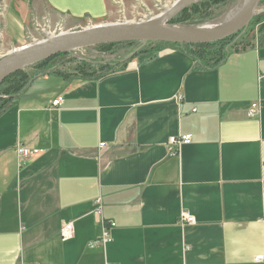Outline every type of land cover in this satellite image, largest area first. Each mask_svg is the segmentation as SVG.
Segmentation results:
<instances>
[{
	"label": "crops",
	"instance_id": "obj_1",
	"mask_svg": "<svg viewBox=\"0 0 264 264\" xmlns=\"http://www.w3.org/2000/svg\"><path fill=\"white\" fill-rule=\"evenodd\" d=\"M21 4L76 27L111 16L108 0ZM67 70L0 114V264H264V18L215 66L167 46L102 76Z\"/></svg>",
	"mask_w": 264,
	"mask_h": 264
},
{
	"label": "rangeland",
	"instance_id": "obj_2",
	"mask_svg": "<svg viewBox=\"0 0 264 264\" xmlns=\"http://www.w3.org/2000/svg\"><path fill=\"white\" fill-rule=\"evenodd\" d=\"M111 16L103 22H84L73 26L68 21L43 9V16L22 6L21 0H0V60L15 50L35 42L46 40L55 35L82 30L88 27L118 24L141 23L167 11L178 0H108ZM240 0H197L186 11L173 18L167 26L198 29L223 20L239 4ZM22 6V7H21ZM258 14L236 35L212 44L208 51L226 52L243 49L250 45L257 35V27L264 18V0L261 1ZM110 45V44H109ZM158 44L139 42L119 43L114 46H96L74 51L62 56L47 59L10 75L0 85V108L7 101L11 102L17 94L9 86L15 81H25L39 74L68 69L79 76H97L108 69L119 68L128 58L136 53L149 54L158 52ZM206 58L209 57L206 55ZM207 63V60H205ZM67 70V71H68ZM26 77V79H24Z\"/></svg>",
	"mask_w": 264,
	"mask_h": 264
},
{
	"label": "water",
	"instance_id": "obj_3",
	"mask_svg": "<svg viewBox=\"0 0 264 264\" xmlns=\"http://www.w3.org/2000/svg\"><path fill=\"white\" fill-rule=\"evenodd\" d=\"M196 1L188 0L180 4L177 1L167 11L145 22L97 25L61 33L24 46L0 60V85L10 75L27 66L83 48L133 42L143 45L165 43L179 46L221 42L239 33L253 20L258 14L257 9L262 0H250L244 13L237 21L214 31L196 32L190 28L167 26L173 18ZM244 2L245 0H240L233 11L240 9Z\"/></svg>",
	"mask_w": 264,
	"mask_h": 264
},
{
	"label": "built area",
	"instance_id": "obj_4",
	"mask_svg": "<svg viewBox=\"0 0 264 264\" xmlns=\"http://www.w3.org/2000/svg\"><path fill=\"white\" fill-rule=\"evenodd\" d=\"M83 49H85V48H83ZM78 50H81V49H78ZM78 50H74V51H78ZM74 51H72V52H74ZM53 105L54 106H60V100L54 101ZM252 108H253V111L250 114L251 117L255 116V114L258 113V111H259L258 105H253ZM191 141H192V137L189 136V135L181 136V137H172L169 140L168 146L171 148V151H172V148L174 149L176 147H179L182 144H189V143H191ZM101 148L105 149L106 145L105 144H101ZM17 152H18L20 157L26 158V159L30 158V157H34V156L40 155V154L43 153L42 150L28 149V148L23 147V146H19L18 149H17ZM180 221L183 224H193L194 223L193 217L187 212H184L181 215ZM115 226L116 225L114 223H110L108 225V227H105L104 230H103L102 237L100 239H98L97 241H95L92 246H103V245H105L110 240V230L115 228ZM60 236H61V239L63 241H69V240L73 239V237H74V226H73V223H67L66 225H64V227L62 228V230L60 232ZM263 260H264L263 257H260V258L257 259V261H263Z\"/></svg>",
	"mask_w": 264,
	"mask_h": 264
},
{
	"label": "trees",
	"instance_id": "obj_5",
	"mask_svg": "<svg viewBox=\"0 0 264 264\" xmlns=\"http://www.w3.org/2000/svg\"><path fill=\"white\" fill-rule=\"evenodd\" d=\"M207 1L209 2V0H207ZM186 10L187 9H185L184 11H186ZM150 44H158V46H157L158 51L164 49L167 46L181 47L184 50H186L188 53H190L193 56V58L197 61V63L203 68H207V67H211V66H215V65L220 64L227 57V55L230 52V50L229 51L226 50V52H222V51H220V52L208 51L207 49H209V47L212 44L191 45V46H189V45L179 46V45H172V44H165V43H150ZM213 44H215V43H213ZM114 45H116V44L103 45V46H114ZM62 55H66V54H62ZM62 55H60V56H62ZM206 55L209 57V59L206 58ZM205 60H207V63H205ZM47 61H49V60H46L45 62H47ZM124 65L119 67V68L108 69V70H106L104 72H101L97 76H102V75H106L108 73L114 72V71H116L118 69L123 68ZM24 79H26V77ZM33 79H34V77L30 78V79H26L25 81H22V80L15 81L14 82L15 86H12V85L9 86V90L10 89L14 90V93H16L17 96H18L19 94H21L23 91H25L28 88V86L30 85V83L32 82ZM13 101H11V102L7 101V103L2 105L1 108H0V114L2 112H4L13 103Z\"/></svg>",
	"mask_w": 264,
	"mask_h": 264
},
{
	"label": "bare ground",
	"instance_id": "obj_6",
	"mask_svg": "<svg viewBox=\"0 0 264 264\" xmlns=\"http://www.w3.org/2000/svg\"><path fill=\"white\" fill-rule=\"evenodd\" d=\"M178 1H179L178 3L180 4V3L184 2V1H188V0H178ZM249 2H250V0H245V2L241 5L240 9L230 12L223 20H219V22L216 21V22L209 24L207 26H204L200 29H198L199 26L193 27L190 29L193 31H196V32H210V31H214V30L226 27V26L234 23L235 21H237L241 17V15L244 13Z\"/></svg>",
	"mask_w": 264,
	"mask_h": 264
}]
</instances>
